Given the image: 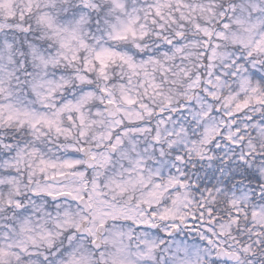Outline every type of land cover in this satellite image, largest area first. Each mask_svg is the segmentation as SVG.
I'll return each mask as SVG.
<instances>
[{
  "label": "snow or ice",
  "instance_id": "obj_1",
  "mask_svg": "<svg viewBox=\"0 0 264 264\" xmlns=\"http://www.w3.org/2000/svg\"><path fill=\"white\" fill-rule=\"evenodd\" d=\"M0 264H264V0H0Z\"/></svg>",
  "mask_w": 264,
  "mask_h": 264
}]
</instances>
